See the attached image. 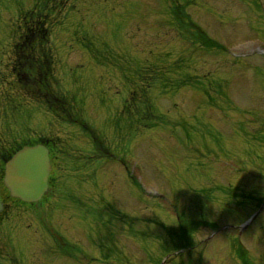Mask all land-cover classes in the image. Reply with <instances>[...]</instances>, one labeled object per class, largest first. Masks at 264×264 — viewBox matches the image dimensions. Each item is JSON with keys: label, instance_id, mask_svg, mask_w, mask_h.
<instances>
[{"label": "rangeland", "instance_id": "1", "mask_svg": "<svg viewBox=\"0 0 264 264\" xmlns=\"http://www.w3.org/2000/svg\"><path fill=\"white\" fill-rule=\"evenodd\" d=\"M92 1L48 8L60 20L52 29L57 76L105 144L120 153L131 149L125 135L134 133L129 123L135 120L119 112L120 93L135 86L137 72L143 74L140 83L147 84L150 73L134 66L150 62L156 67L149 94L158 122L137 136L126 160L83 167L93 147L77 127L52 125L51 116L34 104L22 114V123L31 127L18 133L13 117L8 120L12 137L31 130L54 132L65 141L72 135L80 162L71 167L63 163L72 171L62 174L55 196L39 213L7 206L0 222V250L5 252L12 241L23 264H73L77 261L66 251H56L77 240L74 249L89 251L80 253V264H157L185 245L193 247L191 252L173 264H245L235 249L238 229L235 235L223 231L204 240L210 226L201 224L198 231L196 222L209 219L213 225L237 227L264 200V56L252 55L264 51V0H101L100 7ZM34 2L0 0V56L17 12ZM225 47L245 58L236 60ZM0 68L2 81L7 79L5 61ZM123 68L129 70L128 81ZM195 73L204 79L196 80ZM206 83L210 98L197 85ZM216 107L224 112L223 121ZM167 116L177 123L184 121L182 116L191 120L175 125ZM228 124L239 126L238 131ZM76 172L82 180L68 177ZM176 213L192 221L182 219L179 225ZM77 219L78 224L72 223ZM253 223L241 241L249 252L246 259L264 264V221ZM0 264L8 262L3 258Z\"/></svg>", "mask_w": 264, "mask_h": 264}, {"label": "trees", "instance_id": "2", "mask_svg": "<svg viewBox=\"0 0 264 264\" xmlns=\"http://www.w3.org/2000/svg\"><path fill=\"white\" fill-rule=\"evenodd\" d=\"M22 35L25 47L17 54L14 68L19 86L26 91V95L42 99L54 112L71 114L67 97L58 89H53L54 60L53 54L46 50L48 31L44 22L27 25Z\"/></svg>", "mask_w": 264, "mask_h": 264}, {"label": "water", "instance_id": "3", "mask_svg": "<svg viewBox=\"0 0 264 264\" xmlns=\"http://www.w3.org/2000/svg\"><path fill=\"white\" fill-rule=\"evenodd\" d=\"M49 171L50 164L46 147L43 145L25 147L7 163L6 183L14 196L35 201L47 188Z\"/></svg>", "mask_w": 264, "mask_h": 264}]
</instances>
